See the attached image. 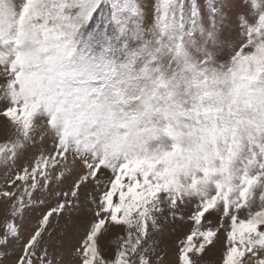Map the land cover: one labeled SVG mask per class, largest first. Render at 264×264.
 Returning a JSON list of instances; mask_svg holds the SVG:
<instances>
[{
	"label": "snow or ice",
	"instance_id": "6c2138e0",
	"mask_svg": "<svg viewBox=\"0 0 264 264\" xmlns=\"http://www.w3.org/2000/svg\"><path fill=\"white\" fill-rule=\"evenodd\" d=\"M0 122V264H264V0H0Z\"/></svg>",
	"mask_w": 264,
	"mask_h": 264
},
{
	"label": "rangeland",
	"instance_id": "374dc122",
	"mask_svg": "<svg viewBox=\"0 0 264 264\" xmlns=\"http://www.w3.org/2000/svg\"><path fill=\"white\" fill-rule=\"evenodd\" d=\"M185 2L186 3H189L190 0H185ZM220 2H221V0H197V3L201 6V9L202 10H206L207 9V6L209 4H211V3H217V4H219ZM0 128H2V122H0ZM3 139H4V136H3L2 133H0V142H2ZM50 146H51V141L49 140L46 143V147H50ZM30 157H31V152L30 153H27L26 156H25V159L21 160L19 163L22 165ZM70 166L77 167V170H78V166H73V165H70ZM2 179H3V170H0V181H2ZM70 182H71L70 180L69 181H65V183L63 185V188L64 189H67L69 187V185H70ZM37 195H39V194H37ZM81 195L83 196V193ZM48 203L49 204H54V201H52L51 199H49ZM42 210H43L42 208L37 207L34 212H32V213L29 214L30 215V222H28V223L25 224V230H24V234L25 235H27L28 230L33 227V225L35 224V218L39 215V213ZM4 219H5L4 201H3V199H0V224L3 223ZM53 223H55V221H53ZM111 248H114V245L109 248V251H111ZM107 254H108V252H106V255ZM218 257H219V246H217V249L213 250V253L210 254V258L213 259V260L218 259ZM68 259L69 258L67 256L64 257V260L65 261H67ZM168 259L170 261L175 259L174 255H173V249L171 247L169 248V256H168ZM7 264H11V262L9 261V262H7Z\"/></svg>",
	"mask_w": 264,
	"mask_h": 264
}]
</instances>
